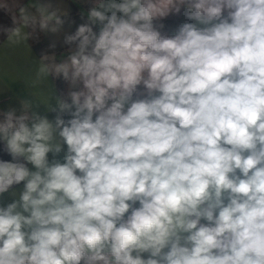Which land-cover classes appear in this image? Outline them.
<instances>
[{"label":"clouds","instance_id":"1","mask_svg":"<svg viewBox=\"0 0 264 264\" xmlns=\"http://www.w3.org/2000/svg\"><path fill=\"white\" fill-rule=\"evenodd\" d=\"M0 9L8 47L67 15ZM182 12L195 23L162 35ZM87 21L37 72L70 81V102L0 122V194L23 182L0 207V264H264V0H92Z\"/></svg>","mask_w":264,"mask_h":264},{"label":"crops","instance_id":"2","mask_svg":"<svg viewBox=\"0 0 264 264\" xmlns=\"http://www.w3.org/2000/svg\"><path fill=\"white\" fill-rule=\"evenodd\" d=\"M21 5H28L30 0H17ZM41 3H52L54 6H59L62 11H66L67 15L62 16L65 23L59 33H51L43 31V40L36 48L31 47L29 40L28 44H21L16 47H8L6 44L7 36L0 31V122L4 119V113L14 109L16 115L22 114V101H29L31 107L29 113L35 112L41 116H46L49 120H54L58 114V109L55 112L49 111L46 101L51 95L49 104L56 108V98L60 97L55 84V77L49 75L37 82V72L40 66L41 57L45 54L51 55L55 53L54 58L44 60V63L61 62L67 58L69 49L72 45L64 43L66 35L74 34L77 27L87 23V5L91 0H39ZM34 11V9H33ZM79 13V17L75 19H66L73 13ZM178 23L170 32L174 35L177 28L188 21L183 15V12L178 16ZM12 20L9 14L3 9H0V28L13 27ZM100 25H94L93 30L99 32ZM28 31V29H25ZM55 43L56 47L51 48L50 45ZM48 61V62H47ZM71 87V85H70ZM81 87V86H80ZM74 90V89H73ZM65 120L71 117L67 114L63 115ZM62 152L56 154H48L49 162L59 161L63 163V157L67 151L66 145L62 146ZM0 160L12 161V157L4 150L3 141H0ZM30 170H35L31 164L27 165ZM23 191V182L19 185H14L8 192L0 194V207H6L9 203L18 198L19 193ZM13 192L16 195H13ZM138 206V204H137ZM203 222V221H202ZM147 258V253L143 254Z\"/></svg>","mask_w":264,"mask_h":264},{"label":"trees","instance_id":"3","mask_svg":"<svg viewBox=\"0 0 264 264\" xmlns=\"http://www.w3.org/2000/svg\"><path fill=\"white\" fill-rule=\"evenodd\" d=\"M92 0L91 2L87 5V9L89 10L90 6H91ZM79 13H73L72 15H70L68 18L66 19H75L77 17H79ZM28 31H31V29H28ZM167 36H172V35H167ZM43 40V32L40 31L39 29H37L35 35L29 39L30 45L33 48H36L39 43ZM48 62V61H47ZM55 84L57 87V90L59 92L60 97L64 98V99H68L70 102V99L68 98V91L70 89V81H67L63 78L62 75L55 77ZM140 89L143 88V86H139ZM135 98V97H134Z\"/></svg>","mask_w":264,"mask_h":264},{"label":"rangeland","instance_id":"4","mask_svg":"<svg viewBox=\"0 0 264 264\" xmlns=\"http://www.w3.org/2000/svg\"><path fill=\"white\" fill-rule=\"evenodd\" d=\"M178 16H171L165 20L162 21V23L165 25L163 29H160L162 35H171L172 33L170 32L172 29L175 28V26L178 23ZM195 23V22H194ZM82 87V85H80ZM74 90H79V89H74Z\"/></svg>","mask_w":264,"mask_h":264}]
</instances>
